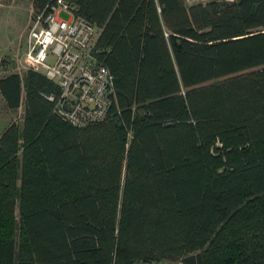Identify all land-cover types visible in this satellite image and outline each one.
Masks as SVG:
<instances>
[{
  "label": "trees",
  "instance_id": "16d2710c",
  "mask_svg": "<svg viewBox=\"0 0 264 264\" xmlns=\"http://www.w3.org/2000/svg\"><path fill=\"white\" fill-rule=\"evenodd\" d=\"M64 1L113 97L73 127L41 72L0 78V264H264V0Z\"/></svg>",
  "mask_w": 264,
  "mask_h": 264
},
{
  "label": "built area",
  "instance_id": "2783aa9c",
  "mask_svg": "<svg viewBox=\"0 0 264 264\" xmlns=\"http://www.w3.org/2000/svg\"><path fill=\"white\" fill-rule=\"evenodd\" d=\"M46 14H32L24 38L22 62L41 72L59 90L53 112L73 127L102 121L113 97L112 79L94 56L98 29L73 13L64 0H52ZM63 13L66 20L57 18ZM17 66V67H18ZM35 68V69H34ZM134 264H182L149 261Z\"/></svg>",
  "mask_w": 264,
  "mask_h": 264
},
{
  "label": "rangeland",
  "instance_id": "374dc122",
  "mask_svg": "<svg viewBox=\"0 0 264 264\" xmlns=\"http://www.w3.org/2000/svg\"><path fill=\"white\" fill-rule=\"evenodd\" d=\"M30 1L0 0V78L8 74H18L22 77L25 71L18 66V63H21L22 67L23 65L26 67L22 62V54L24 52V38L34 13ZM207 1L209 0H185V4L190 6ZM57 18L66 20L67 17L60 13ZM21 118L22 104L17 110L10 111L5 108L0 97V134L9 124L20 126Z\"/></svg>",
  "mask_w": 264,
  "mask_h": 264
}]
</instances>
